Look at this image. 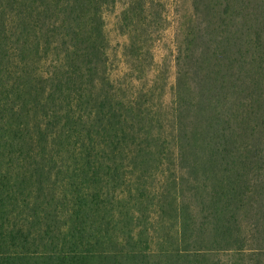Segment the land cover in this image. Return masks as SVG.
I'll list each match as a JSON object with an SVG mask.
<instances>
[{
	"label": "trees",
	"instance_id": "obj_1",
	"mask_svg": "<svg viewBox=\"0 0 264 264\" xmlns=\"http://www.w3.org/2000/svg\"><path fill=\"white\" fill-rule=\"evenodd\" d=\"M189 2L168 88L164 0H0V264H264V0Z\"/></svg>",
	"mask_w": 264,
	"mask_h": 264
},
{
	"label": "rangeland",
	"instance_id": "obj_2",
	"mask_svg": "<svg viewBox=\"0 0 264 264\" xmlns=\"http://www.w3.org/2000/svg\"><path fill=\"white\" fill-rule=\"evenodd\" d=\"M168 5L167 10V30L163 32L162 38L158 41L155 49L156 64L160 65L163 72L167 71L168 88L173 85L176 77L175 61L172 54L174 50V40L176 39L179 30L182 16L191 11V5L189 0H164ZM121 8H117L115 11L109 12L106 15V28L108 38L111 43V63L114 69L112 77L116 81H122L127 76L128 66L124 57V49L129 44L128 36H123L119 32L118 18ZM173 49V50H172ZM169 90L167 100L170 99Z\"/></svg>",
	"mask_w": 264,
	"mask_h": 264
}]
</instances>
